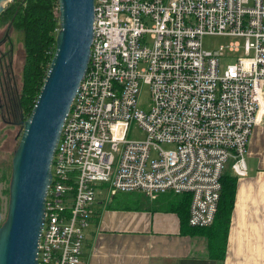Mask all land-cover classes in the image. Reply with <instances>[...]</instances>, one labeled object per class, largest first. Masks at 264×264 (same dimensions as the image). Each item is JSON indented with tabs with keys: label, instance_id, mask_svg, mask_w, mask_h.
<instances>
[{
	"label": "built area",
	"instance_id": "2783aa9c",
	"mask_svg": "<svg viewBox=\"0 0 264 264\" xmlns=\"http://www.w3.org/2000/svg\"><path fill=\"white\" fill-rule=\"evenodd\" d=\"M204 36L243 44L207 51ZM263 82L264 0H93L87 69L53 154L36 264H86L99 195L102 204L119 193L186 195L187 226H211L223 173L247 175Z\"/></svg>",
	"mask_w": 264,
	"mask_h": 264
},
{
	"label": "crops",
	"instance_id": "0c3cea01",
	"mask_svg": "<svg viewBox=\"0 0 264 264\" xmlns=\"http://www.w3.org/2000/svg\"><path fill=\"white\" fill-rule=\"evenodd\" d=\"M259 121L247 144V175L236 181L223 258L209 255L207 234L181 233L170 195L150 198L131 193L127 196L133 201L126 208H113V198L106 204L97 198V216L85 233L82 260L86 264H264L262 112Z\"/></svg>",
	"mask_w": 264,
	"mask_h": 264
},
{
	"label": "water",
	"instance_id": "95a60500",
	"mask_svg": "<svg viewBox=\"0 0 264 264\" xmlns=\"http://www.w3.org/2000/svg\"><path fill=\"white\" fill-rule=\"evenodd\" d=\"M0 0V12L5 3ZM54 52L10 162L0 264H36L50 166L64 119L87 69L93 0H57Z\"/></svg>",
	"mask_w": 264,
	"mask_h": 264
},
{
	"label": "trees",
	"instance_id": "16d2710c",
	"mask_svg": "<svg viewBox=\"0 0 264 264\" xmlns=\"http://www.w3.org/2000/svg\"><path fill=\"white\" fill-rule=\"evenodd\" d=\"M56 7V0H11L0 12V24L10 22L11 26L23 35L22 90L23 95L26 96L37 88L34 101L54 52L56 34H53V30L57 23L54 12ZM55 32L57 33V29ZM237 179L238 177L229 168L223 173L216 217L214 223L207 228L188 227L186 222L188 196L170 195L174 198L170 205L173 206V211L179 216L181 233L194 235L199 232L207 234V251L214 258L221 259L224 255L230 216L234 207ZM129 203L130 200L128 199L121 208H126Z\"/></svg>",
	"mask_w": 264,
	"mask_h": 264
},
{
	"label": "rangeland",
	"instance_id": "374dc122",
	"mask_svg": "<svg viewBox=\"0 0 264 264\" xmlns=\"http://www.w3.org/2000/svg\"><path fill=\"white\" fill-rule=\"evenodd\" d=\"M4 4L6 6L8 3ZM3 6V7H4ZM57 6V0H56ZM55 17L58 16V8L54 9ZM58 31V20L54 26L53 34ZM232 42L243 44V40H235L230 37L223 36H204L201 39L203 50H218L222 46H226ZM241 54L233 55L238 57ZM229 56L222 59L220 71L225 64L233 63ZM24 63L23 35L20 31L14 29L10 22L0 24V215L1 222L5 219L6 206L8 203V184L10 178V162L12 155L17 147L22 128L19 122L25 121L30 114L34 105V97L37 88L26 96L23 95V77L22 69ZM139 108L146 110L149 104V92L146 86H142L137 98ZM20 117V118H19ZM137 129L131 126L128 138L136 136ZM166 151L172 146L161 145ZM129 197L127 194H116L112 199V207L123 206L127 203ZM103 199V195L97 196Z\"/></svg>",
	"mask_w": 264,
	"mask_h": 264
},
{
	"label": "flooded vegetation",
	"instance_id": "af4514ba",
	"mask_svg": "<svg viewBox=\"0 0 264 264\" xmlns=\"http://www.w3.org/2000/svg\"><path fill=\"white\" fill-rule=\"evenodd\" d=\"M20 118V117H19Z\"/></svg>",
	"mask_w": 264,
	"mask_h": 264
}]
</instances>
